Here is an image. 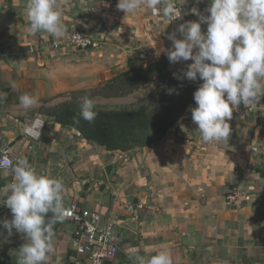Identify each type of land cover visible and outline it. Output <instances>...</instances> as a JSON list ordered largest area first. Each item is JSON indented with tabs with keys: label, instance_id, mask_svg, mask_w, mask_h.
<instances>
[{
	"label": "crops",
	"instance_id": "1",
	"mask_svg": "<svg viewBox=\"0 0 264 264\" xmlns=\"http://www.w3.org/2000/svg\"><path fill=\"white\" fill-rule=\"evenodd\" d=\"M175 1L186 7L179 22L146 6L126 15L117 9L119 0H56L67 32L86 31L96 44L70 51L47 47L56 38L46 32L26 31L28 0H0V11L16 16L13 26L0 30V155L8 150L26 156L38 174L63 181L64 205L77 201L116 221L120 251L114 264H137L138 256L147 259L160 251L169 252L173 264H264V97L248 114L233 112L228 142H203L192 105L163 138L126 152L90 143L48 114L69 101L61 96L67 92L100 86L132 65L167 55L173 47L168 36L183 39L179 26L200 22L191 9L210 15L211 0ZM201 27L206 33L208 25ZM191 63L169 68L180 74ZM160 88L156 82L135 94L156 89L158 96ZM24 94L38 103L25 109L19 100ZM37 119L44 126L34 141L24 129ZM12 180V170L0 169V189ZM233 186L242 194L230 205L226 198ZM8 194L0 191V221L13 218L4 204ZM130 219L134 229L120 227ZM74 233L68 220L53 225L48 264H72ZM25 243V234L13 229L9 235L0 225V264H17Z\"/></svg>",
	"mask_w": 264,
	"mask_h": 264
},
{
	"label": "clouds",
	"instance_id": "2",
	"mask_svg": "<svg viewBox=\"0 0 264 264\" xmlns=\"http://www.w3.org/2000/svg\"><path fill=\"white\" fill-rule=\"evenodd\" d=\"M146 6L154 15L166 19L181 17V10L174 0H119L117 9L127 14ZM202 15L191 9L200 22L187 21L178 32L168 36L172 49L168 51L171 63L193 61L187 66L184 77L203 81L194 93L197 107L191 110L192 120L205 143L228 142L234 109L241 104L246 108L264 97V0H211ZM28 27L30 35L46 32L54 38L67 36L63 12L56 7V0H28ZM208 25L206 33L201 24ZM79 36V35H77ZM174 77L181 79L174 74ZM169 89V94L172 93ZM21 105L30 109L38 103L35 96L19 97ZM93 99L84 97L80 117L93 123L98 116ZM11 164L13 180L6 185L4 204L11 210L12 220L0 221L8 230L25 234L27 243L19 250L17 264H48L53 251V225L63 222L69 215L64 206L66 187L61 179L38 174L26 156H7L0 165ZM52 213L46 222V215ZM137 264H173L167 251H160L150 258L138 256Z\"/></svg>",
	"mask_w": 264,
	"mask_h": 264
},
{
	"label": "trees",
	"instance_id": "3",
	"mask_svg": "<svg viewBox=\"0 0 264 264\" xmlns=\"http://www.w3.org/2000/svg\"><path fill=\"white\" fill-rule=\"evenodd\" d=\"M168 55L161 56L153 64L131 66L128 70L111 78L106 83L83 90L67 92L61 96L63 102L48 111L58 123L75 128L90 143L107 151H130L144 147L163 138L181 120L187 109L196 105L194 93L203 81L184 77V72L174 77L169 66ZM158 82L161 86L158 99L151 106L136 111L101 110L93 123L83 120L80 105L83 98L118 99L146 90ZM169 89H172L169 94ZM243 104H241L242 106Z\"/></svg>",
	"mask_w": 264,
	"mask_h": 264
},
{
	"label": "built area",
	"instance_id": "4",
	"mask_svg": "<svg viewBox=\"0 0 264 264\" xmlns=\"http://www.w3.org/2000/svg\"><path fill=\"white\" fill-rule=\"evenodd\" d=\"M174 3L181 10V17L172 21L179 22L187 15L185 14L186 7L178 1ZM95 45V41L86 31L75 29L67 32V36L64 38L49 40L47 47L54 50L84 51ZM256 107V104L248 108L240 105L233 112L244 115L250 113ZM43 126L44 123L37 119L31 125L25 127L24 135L37 141L41 138ZM5 156L12 160L15 158L8 150H4L1 153L0 160ZM29 162L36 169L35 163L31 160ZM11 168V164L0 165L1 170H11ZM241 194L240 188L233 186L228 192L227 203L230 205L237 203ZM64 206L69 212L65 220L70 221L75 226L74 250L76 257L72 264H114L120 251V241L117 232L118 223L90 209L80 207L77 201H71Z\"/></svg>",
	"mask_w": 264,
	"mask_h": 264
},
{
	"label": "rangeland",
	"instance_id": "5",
	"mask_svg": "<svg viewBox=\"0 0 264 264\" xmlns=\"http://www.w3.org/2000/svg\"><path fill=\"white\" fill-rule=\"evenodd\" d=\"M158 96L156 89H153L150 91H143L137 94L134 93L124 98L106 99V100L93 99V101L95 103L96 108L101 110L136 111L143 106H148V107L151 106L158 99ZM83 149L85 151L91 150V148H87V147H83Z\"/></svg>",
	"mask_w": 264,
	"mask_h": 264
},
{
	"label": "water",
	"instance_id": "6",
	"mask_svg": "<svg viewBox=\"0 0 264 264\" xmlns=\"http://www.w3.org/2000/svg\"><path fill=\"white\" fill-rule=\"evenodd\" d=\"M16 16L12 15V14H7V13H3L0 11V30L7 28V27H11L14 25ZM263 97H261L260 101L258 102V104H260L262 102ZM115 165L111 164L106 168V173L108 176H111L112 172L114 171ZM49 217L52 216V213H48ZM47 222V220H46ZM136 222L135 220H127L123 223L120 224V227L124 228H129V229H134V225ZM137 230V229H136Z\"/></svg>",
	"mask_w": 264,
	"mask_h": 264
}]
</instances>
